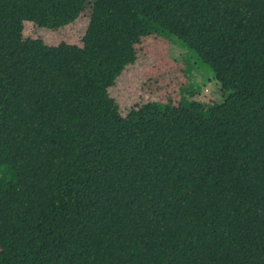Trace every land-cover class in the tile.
Listing matches in <instances>:
<instances>
[{
  "label": "trees",
  "instance_id": "16d2710c",
  "mask_svg": "<svg viewBox=\"0 0 264 264\" xmlns=\"http://www.w3.org/2000/svg\"><path fill=\"white\" fill-rule=\"evenodd\" d=\"M63 8L0 0V264H264V0H98L81 45L20 37ZM148 35L187 83L123 116Z\"/></svg>",
  "mask_w": 264,
  "mask_h": 264
},
{
  "label": "rangeland",
  "instance_id": "374dc122",
  "mask_svg": "<svg viewBox=\"0 0 264 264\" xmlns=\"http://www.w3.org/2000/svg\"><path fill=\"white\" fill-rule=\"evenodd\" d=\"M96 1L98 0H64V8L59 15L61 21L57 20L53 24L48 21L42 26L24 21L20 37L36 38L48 45L61 42L81 45L88 12ZM170 40L171 45L163 37H144L137 44L135 60L122 70L114 84L108 88L109 96L121 115L124 116L132 108H138L149 101H178L180 88L187 83L182 65L176 61L181 52L179 47L183 45L176 37H171ZM190 55L185 49L183 56L188 59ZM196 66V70L200 71L201 81L199 75L192 78L198 82V91L193 99L207 104L220 92L219 84L207 65L196 62Z\"/></svg>",
  "mask_w": 264,
  "mask_h": 264
}]
</instances>
